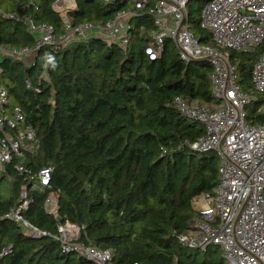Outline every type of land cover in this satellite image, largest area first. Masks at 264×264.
<instances>
[{
    "label": "trees",
    "instance_id": "trees-1",
    "mask_svg": "<svg viewBox=\"0 0 264 264\" xmlns=\"http://www.w3.org/2000/svg\"><path fill=\"white\" fill-rule=\"evenodd\" d=\"M56 1L20 0L19 8L16 0H0V46L34 45L23 16L61 32ZM208 1L189 4L191 29L203 44L212 39L200 26ZM76 4V10L66 11L75 25L105 24L126 8L122 0ZM154 27L151 16L142 14L131 18L127 46L95 36L66 47H42L33 63L4 57L0 85L9 105L20 107L26 123L37 128V152L27 157V165L33 171L53 168L50 187L30 191L33 200L23 215L40 230L56 233L60 220L45 209V199L49 190H58L61 221L84 226L81 241L112 250L113 264H228L219 247L193 254L178 240L199 197L214 195L220 158L214 151L188 148L205 127L182 115L174 100L210 102L214 68L206 60L183 61L169 39L150 59L145 50ZM263 51L264 43L252 52L231 51L244 92L254 88L252 73ZM258 96L249 124L264 122V95ZM13 164L0 175V264H94L64 252L55 237H32L5 217L28 185Z\"/></svg>",
    "mask_w": 264,
    "mask_h": 264
},
{
    "label": "built area",
    "instance_id": "built-area-1",
    "mask_svg": "<svg viewBox=\"0 0 264 264\" xmlns=\"http://www.w3.org/2000/svg\"><path fill=\"white\" fill-rule=\"evenodd\" d=\"M118 0H101L108 4ZM126 8L105 24L85 21L73 24L66 14L76 10V0H57L53 8L62 14V31L57 33L50 24H36L32 17L23 16L28 29L35 35L33 46L11 48L0 46V64L11 56L35 61L42 47H66L91 37H101L109 43H130L131 18L147 14L154 22L149 33L152 42L146 53L156 59L172 40L180 59L185 62L206 60L214 68L210 74V102L198 103L188 97L174 100L184 116L205 127V134L189 149L195 152L214 151L220 158L219 180L214 195H202L204 207L196 205V213L187 221V231L178 235L188 249L205 251L212 246L221 248L228 264H264V122L248 123L247 106L264 95V51L255 63L253 90L244 92L238 83L237 66L231 51L252 52L264 43V0H209L202 9L200 26L209 30L211 41L201 43L191 29V0H122ZM23 8L20 0H16ZM30 6L35 7L33 3ZM10 18H19L10 14ZM28 82V81H27ZM264 113V104L261 107ZM37 152V128L26 123L20 107L9 105L8 91L0 85V175L13 161L15 171L26 174L19 196V205L5 217L19 222L32 237L51 235L61 243L66 253H76L94 264H113L110 249H101L81 241L84 226L69 220L59 221L56 233L40 230L23 215L31 201V190L44 192L50 187L53 168L33 171L27 157ZM60 192L49 190L45 209L57 219ZM137 264V263H136ZM173 264H179L175 260Z\"/></svg>",
    "mask_w": 264,
    "mask_h": 264
},
{
    "label": "rangeland",
    "instance_id": "rangeland-1",
    "mask_svg": "<svg viewBox=\"0 0 264 264\" xmlns=\"http://www.w3.org/2000/svg\"><path fill=\"white\" fill-rule=\"evenodd\" d=\"M194 1H192V3H193ZM129 3H131V0H129ZM31 57H27V58H25L24 59V61L26 62V63H30L31 62ZM257 95H259V94H257ZM258 98H259V96H258ZM257 104V101H254L253 102V104H249L248 106H247V111H248V114L250 115V111H251V109H252V107H254L255 105ZM7 182H3V184L2 185H4V184H6ZM198 205H201V206H205L206 204L202 201V197L200 196L199 197V199H198ZM217 246H212L210 249H212V250H214L215 248H216ZM188 252H190V253H193V254H195V253H199L200 255H202L203 254V251H197V250H195V249H186Z\"/></svg>",
    "mask_w": 264,
    "mask_h": 264
},
{
    "label": "bare ground",
    "instance_id": "bare-ground-1",
    "mask_svg": "<svg viewBox=\"0 0 264 264\" xmlns=\"http://www.w3.org/2000/svg\"><path fill=\"white\" fill-rule=\"evenodd\" d=\"M61 221V220H60Z\"/></svg>",
    "mask_w": 264,
    "mask_h": 264
}]
</instances>
